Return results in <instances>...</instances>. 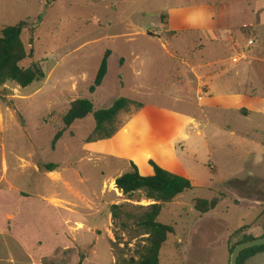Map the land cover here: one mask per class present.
Segmentation results:
<instances>
[{"label":"rangeland","instance_id":"rangeland-1","mask_svg":"<svg viewBox=\"0 0 264 264\" xmlns=\"http://www.w3.org/2000/svg\"><path fill=\"white\" fill-rule=\"evenodd\" d=\"M256 1L259 9L262 0ZM254 5L245 0H0V36L5 27L27 23L22 40L30 56L21 67L38 64L46 75L26 88L14 82L0 88V264H50V245H65L71 262L87 257L90 264H119L124 256L135 257L137 241L124 252L113 248L110 207L127 202L115 179L132 172V163L142 175L152 174L147 158L189 178L194 187L159 217L175 228L161 250V264H182L173 245H189L195 261L207 262L216 253L224 262L230 232L236 230L228 245L259 238L264 63L254 54L264 41L249 49L248 38L240 34L259 19ZM230 28L239 32L235 50L225 40ZM202 33L205 41L198 39ZM211 35L216 41L208 39ZM108 50V74L92 94ZM238 54L248 60L233 62ZM223 71L230 97L214 101L200 77L205 81L206 73L213 77ZM222 80L215 84L221 90ZM122 97L144 108L119 116L117 138L89 142L96 126L89 115L52 148L72 102L88 99L100 110ZM140 111L156 152L138 126ZM130 125L139 130L142 150ZM49 164L58 166L54 173L47 172ZM215 198L221 202L216 211L195 210L196 199Z\"/></svg>","mask_w":264,"mask_h":264},{"label":"trees","instance_id":"trees-1","mask_svg":"<svg viewBox=\"0 0 264 264\" xmlns=\"http://www.w3.org/2000/svg\"><path fill=\"white\" fill-rule=\"evenodd\" d=\"M26 26L27 23L20 22L15 26L5 27L1 31L0 88L9 82H14L18 86L26 88L36 81L44 80L46 77L38 64H32L31 67L26 69L21 67V63L30 56L22 40L23 30ZM246 30L249 29H243V31ZM110 56L111 51L108 50L95 82L90 87L92 94L102 86L108 74ZM133 107L141 109L143 105L124 97L116 100L110 108L100 110H95L93 102L88 99H78L72 102L70 109L63 118L64 128L56 134L52 142V148L55 149L56 144L69 127L77 120H83L89 115H93L96 122L94 132L89 137V142L113 138L119 131V116L124 112H130ZM149 164L154 171L151 176H142L138 167L132 163L133 171L125 173L115 180L116 188L122 193L127 202L125 204H113L110 207L115 233V241L112 243L114 244L113 248L124 252L123 250L128 248L132 241H137L134 250L136 256L130 258L124 256L119 259V264H161V250L167 243L169 236L175 234V228L160 223L159 217L167 204L173 202L184 192L194 188L189 178L172 173L160 167L154 161H150ZM45 168L47 172L52 173L56 171L58 166L49 164ZM143 201H147L149 204L142 205ZM219 202V198L210 201L196 199L195 210L201 215H205L214 210ZM121 232L129 237L128 241L122 238ZM239 232L240 230L237 231V233ZM253 239L252 237H245L230 246V256L238 244ZM121 244H124L123 249L120 247ZM262 251H264V246L243 251L239 257V264H244L249 257Z\"/></svg>","mask_w":264,"mask_h":264},{"label":"crops","instance_id":"crops-1","mask_svg":"<svg viewBox=\"0 0 264 264\" xmlns=\"http://www.w3.org/2000/svg\"><path fill=\"white\" fill-rule=\"evenodd\" d=\"M245 1L247 3H250L251 5L252 4H255L254 7H255L256 10H255L254 14L255 15L256 14L259 15V19H257L256 22L253 21V22H251L249 24H246L244 26V28H248L249 29L248 32H247V34H244L242 32V29L243 28L240 29V34H242L243 36H246L248 38V40H249L248 41V46H249L248 48L250 49V47L251 46H254L257 41H260V42H263L264 41V0H262L260 2V4L262 6L259 7V9L257 8V1L256 0H245ZM257 11H258V13H257ZM212 35L209 36L208 39L209 40H212V41H216L217 38L215 36H212ZM238 35H239V32L233 30L232 28H230L229 31H226V38H225V40H226V42H228V44H229V46L231 47L232 50H235L236 49ZM198 39L200 41H205L206 36L203 33L202 34H199L198 35ZM250 41H252L253 43L250 44ZM254 56L261 57V60L264 63V47L260 49V51L258 52V54H254ZM244 57H245V59L248 60V58H247V56L245 54H241V55L238 54L236 56H233V59L232 60H233V62H237V61L239 62ZM251 59H253V58H251ZM234 60H236V61H234ZM213 64L215 66H217V61L214 62ZM201 70H204V67ZM220 71H221V69H219V70L216 69L214 71V73H217V72H220ZM223 73H224V76L222 75ZM212 74L213 73H206L205 76L207 77V79H208V77H210V78L208 80H205V81H204L203 77H200V80L203 81L200 84H203L204 86L207 85V88H208V91H209L208 97L212 98L214 101H216V100H220L221 101V100H224V99L229 98L230 95H229V92L228 91L230 89V86L226 83V80H227L226 77H225V75L227 74L226 71L225 72L223 71L218 76L215 75V76L212 77V76H210ZM236 75L237 76L239 75L238 71L236 72ZM222 78H224V79L222 80ZM221 80H222L223 85H224V87H223L222 90L219 89V88H216L217 86L215 85V84H217V82H219ZM245 80H247V79H245ZM214 85H215V87H214ZM141 111L138 113V115L136 117V120L140 121L138 123V126L140 125L142 127L143 131H144V134L145 135L147 134V136H149V143L154 148V146H153V144L151 143V140H150L151 137H150L149 130L143 127V123L144 122L141 121V113L143 111L142 112ZM130 130L131 131L133 130V132H134V135H133L134 138L133 139H138L140 141V142L138 141V147L140 148V150H142V148L140 147L142 140H141V137L139 136L140 135L139 130L136 128L135 125H130ZM200 133L201 132L199 131L198 134H200ZM120 134H122V132H118L113 138L114 139L117 138ZM113 138H111V139H113ZM154 151L156 152V149L155 148H154ZM141 153L143 154V151ZM146 161L148 163H150V161H153V160L151 158H147ZM159 166L162 167L161 165H159ZM151 168H152V166H151ZM162 168H164V167H162ZM139 172H140V170H139ZM52 173H54V172H52ZM153 174H154V171H153V168H152V174L146 175V176H151ZM142 176H144V175H142ZM220 205H221V202H219V204L217 205V207L214 210L210 211L209 213L216 211L220 207ZM261 207H264V204H262ZM259 229H261V228H259ZM233 231L230 232L229 235H228V237L226 238V242H225L226 245H224V246H226V248H227L228 260L227 261L224 260V262H219L220 259H217V254L216 253H214L213 256L211 257V259L209 261H207V262L195 261L193 259V255H192L193 252L191 251L189 245H173V246L176 247L177 256L181 260L182 264H230V262H231V256H230V253H229V249H230V246H232V245H230L231 243L228 245V241L230 240V237H231ZM252 231H254V229L249 230V233L252 232ZM256 235L259 236V238L264 237V230H262V231L261 230H258L256 232ZM50 246H52V248L54 249V252L53 253H50L51 256H52V257L51 256L49 257V259H50L49 261H51L50 264H63L62 261L59 260L60 259L59 258V253L61 251H62L61 258H64L65 264H90L91 263L89 261V258H87V257H85L84 259H82L81 257H78V259L77 258H74L73 261L71 262V261H69V260H67L65 258V256H67L64 253L66 251L65 250L66 249L65 248V245L64 246H62V245H50ZM23 248L25 249V247H23ZM85 249H86V247H80L79 250H85ZM70 256H72V255H70ZM97 264H102V262L98 261ZM244 264H264V251L259 252V253L255 254V255L249 257L245 261Z\"/></svg>","mask_w":264,"mask_h":264},{"label":"water","instance_id":"water-1","mask_svg":"<svg viewBox=\"0 0 264 264\" xmlns=\"http://www.w3.org/2000/svg\"><path fill=\"white\" fill-rule=\"evenodd\" d=\"M260 246H264V237L244 241L238 244L232 251L230 264H239V257L243 251Z\"/></svg>","mask_w":264,"mask_h":264},{"label":"built area","instance_id":"built-area-1","mask_svg":"<svg viewBox=\"0 0 264 264\" xmlns=\"http://www.w3.org/2000/svg\"><path fill=\"white\" fill-rule=\"evenodd\" d=\"M253 42L252 41H250V44H252Z\"/></svg>","mask_w":264,"mask_h":264}]
</instances>
